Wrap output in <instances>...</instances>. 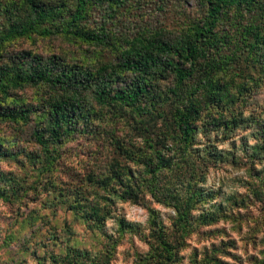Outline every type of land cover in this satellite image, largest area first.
<instances>
[{"label": "rangeland", "instance_id": "1", "mask_svg": "<svg viewBox=\"0 0 264 264\" xmlns=\"http://www.w3.org/2000/svg\"><path fill=\"white\" fill-rule=\"evenodd\" d=\"M2 3L0 38L11 18L26 13L25 0ZM109 8L91 7L85 28L99 29ZM206 12L202 0H129L106 27L128 35L149 28L178 42L194 34ZM204 48L208 58L198 60L182 86L170 70L151 79L141 110L91 100L90 121H78L50 153L34 128L45 123L52 90L43 84L11 91L10 100L39 107L30 123L0 122V264H158L151 212L179 248L174 264H264V0L226 10ZM0 51V66L31 52L69 64H113L125 81L135 78L120 66L114 42L35 34ZM209 66L211 101L202 88ZM173 90L187 101L194 94L201 106L188 148L175 124L180 99ZM188 202L187 233L180 237L176 207Z\"/></svg>", "mask_w": 264, "mask_h": 264}, {"label": "trees", "instance_id": "2", "mask_svg": "<svg viewBox=\"0 0 264 264\" xmlns=\"http://www.w3.org/2000/svg\"><path fill=\"white\" fill-rule=\"evenodd\" d=\"M128 1L58 0L57 4H47L44 0H25V15L11 18L0 38V47L8 41L31 38L35 34L66 35L94 44L114 42L120 54V66L135 78L130 82L125 81L113 64H104L97 68L82 62L69 64L57 56L44 59L25 52L19 55L16 64L0 66V122L30 123L38 114L39 106L23 105L16 99L10 100L11 91L26 86L48 85L52 95L45 100V123L35 126L34 137L45 152L50 153V144L61 143L72 135L77 129L78 121H90L93 115L89 108L91 100L101 107L115 104L124 109L141 110L142 100L150 97L154 89L151 79L170 70L176 75L178 86H182L196 73L198 60L208 58L204 43L216 36L221 15L242 2L249 3L252 0H202L207 5L205 19L193 35L178 42L159 39L149 28L140 27L131 32V37L126 32L120 33L106 27L113 18L111 13L116 8L124 7ZM4 7L11 14H15L12 6ZM91 7H110L107 18H102L103 24L96 30H88L83 25ZM0 8H3L2 0ZM66 12L69 13V19L63 20ZM252 47L254 46L251 45ZM214 70L210 66L205 68L202 81L204 95L209 101L216 97L215 83L212 80ZM197 91L196 89L195 93ZM172 93L180 99L174 109V120L180 139L188 148L193 142L201 106L193 100L194 94H190L187 101L178 91L173 90ZM157 158L161 164L164 163L161 153ZM151 171L155 175L156 170ZM192 205L188 202L183 208L176 207V224L180 237L187 233ZM151 215L152 224L158 228L159 240L158 254L154 259L158 264H174L179 248L169 240L163 226L155 220L154 212Z\"/></svg>", "mask_w": 264, "mask_h": 264}]
</instances>
